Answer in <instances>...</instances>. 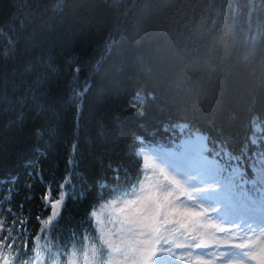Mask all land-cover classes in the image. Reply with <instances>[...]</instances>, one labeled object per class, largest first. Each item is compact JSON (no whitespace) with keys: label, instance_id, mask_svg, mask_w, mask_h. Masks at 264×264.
<instances>
[{"label":"trees","instance_id":"16d2710c","mask_svg":"<svg viewBox=\"0 0 264 264\" xmlns=\"http://www.w3.org/2000/svg\"><path fill=\"white\" fill-rule=\"evenodd\" d=\"M261 29L264 0H0V241L27 229L0 264L21 244L29 264L42 228L46 262L94 240L95 208L141 178V146L190 139L229 182L254 179L218 144L239 155L253 117L261 134Z\"/></svg>","mask_w":264,"mask_h":264},{"label":"rangeland","instance_id":"374dc122","mask_svg":"<svg viewBox=\"0 0 264 264\" xmlns=\"http://www.w3.org/2000/svg\"><path fill=\"white\" fill-rule=\"evenodd\" d=\"M190 141L186 139L178 147L165 149L139 147L137 153L142 158L143 171L137 186L103 202L92 212L97 237L82 248H71L61 262L39 259L34 264H131L120 252L108 248V244L113 248L138 247L137 241L148 239L149 232L153 237L160 234L167 236L176 256L186 253L175 245L186 243L191 238L210 246L212 255H200L198 250H194L191 256L176 264H228V259L235 264L234 256H221V252H227L228 245L242 242L240 237L244 234L229 220L236 219L234 210L243 214L246 207L254 209L258 216L264 218V189L259 184L254 191L253 186L245 188L243 185L241 188V182L237 180L229 182L230 179L225 177L228 175L223 176L214 164V157L199 154L195 149L198 144ZM162 173L180 181L186 192L191 191L192 186L209 188V195L216 198L190 202L184 197L177 200L174 195L165 204L167 193L161 189ZM253 177L255 179L254 173ZM158 204L165 206L160 209ZM52 205V209L56 210L60 203L55 201ZM261 231L264 227L249 233L252 242L257 245V252V237ZM151 246L159 251L158 244ZM247 264H255V261L248 260Z\"/></svg>","mask_w":264,"mask_h":264},{"label":"snow or ice","instance_id":"6c2138e0","mask_svg":"<svg viewBox=\"0 0 264 264\" xmlns=\"http://www.w3.org/2000/svg\"><path fill=\"white\" fill-rule=\"evenodd\" d=\"M238 12V8L235 9ZM264 32V29L260 30ZM87 83V82H86ZM138 99L133 101L130 105L133 108V111H136L138 115H143V104L144 98L137 94ZM258 117H253L250 120V126L252 127V135L246 138L245 142L242 144L239 155H234L228 152V139L225 138L223 141L219 142L218 147L223 151L221 155H224L227 159L234 161L239 164L241 160L246 162V171L254 173L255 179L244 178V174L240 172V169H234L233 178L237 181L243 179V183L240 184V187H243V184L251 183L253 185V190H257L255 186L259 184L261 189H264V123L260 125V135L257 136L256 125L253 121L258 120ZM136 139H139L138 137ZM250 146H252L250 150ZM111 167V165H109ZM241 168L245 165H240ZM163 182L161 183V189L167 193L165 197V204L168 203V198L176 196V199L179 200L181 197H184L187 201L195 202L208 201L210 199H215L216 197L209 195V188H198L195 186L191 187V191L185 190L183 184L180 181H177L174 177L170 178L167 174H163ZM14 179V178H13ZM30 187V186H29ZM44 199H48L45 197ZM56 203H60L59 200H56ZM253 204L255 201L252 202ZM165 204H158L157 207L162 209ZM46 207H53V205H46ZM227 214V213H226ZM233 215L236 216V219H230L229 222L236 225L244 235L240 237V243H235L232 245L226 246L228 251L221 252V256L226 257H235V264H247L248 260L255 261V264H264V231L260 232V236L257 237L259 241V252H257V245L252 242L249 233H255L257 229L264 227V218L258 216L254 209L245 208L243 214H239L237 210L233 211ZM26 225V222H24ZM167 223V221H164ZM6 231V230H5ZM19 233V236L14 238L11 235L4 237L3 241H0V247L2 248H11L14 247V244H7L6 241L23 238L26 233V227L22 229H16ZM47 231V229H45ZM221 231H225L221 229ZM148 239L137 241V246H132L129 248H113L111 244H108V248H112L113 251L120 252V254L126 259L130 260L131 264H176L177 261H183L186 259V256H191L194 250H198L200 255H212L210 252V246L206 243H198L194 238L189 239L186 243L176 244L177 249H182L186 254L176 256L172 247H170V241L167 236L160 234L158 237H153L152 232L147 234ZM158 244L159 251H156L151 245ZM219 247V246H217ZM25 249V245L21 244L19 250L17 251L16 257L13 258L11 264H21L20 256ZM232 249L241 250L239 252H233ZM34 251V249H33ZM50 253V249H49ZM40 259V253L35 252L31 257L29 264H34V262ZM3 264H10V261L7 257L3 259ZM228 264H232L231 259H228Z\"/></svg>","mask_w":264,"mask_h":264}]
</instances>
